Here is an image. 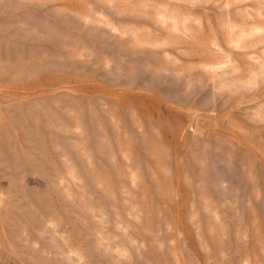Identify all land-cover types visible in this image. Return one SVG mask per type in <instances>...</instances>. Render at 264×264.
I'll return each instance as SVG.
<instances>
[{
	"label": "rangeland",
	"instance_id": "374dc122",
	"mask_svg": "<svg viewBox=\"0 0 264 264\" xmlns=\"http://www.w3.org/2000/svg\"><path fill=\"white\" fill-rule=\"evenodd\" d=\"M0 264H264V0H0Z\"/></svg>",
	"mask_w": 264,
	"mask_h": 264
}]
</instances>
